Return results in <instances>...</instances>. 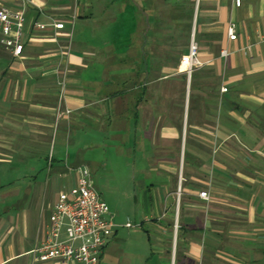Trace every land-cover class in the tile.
<instances>
[{
	"label": "crops",
	"instance_id": "crops-1",
	"mask_svg": "<svg viewBox=\"0 0 264 264\" xmlns=\"http://www.w3.org/2000/svg\"><path fill=\"white\" fill-rule=\"evenodd\" d=\"M33 1L23 55L0 45V264H63L33 251L84 164L116 224L99 264H264V0Z\"/></svg>",
	"mask_w": 264,
	"mask_h": 264
},
{
	"label": "built area",
	"instance_id": "built-area-1",
	"mask_svg": "<svg viewBox=\"0 0 264 264\" xmlns=\"http://www.w3.org/2000/svg\"><path fill=\"white\" fill-rule=\"evenodd\" d=\"M241 6L242 0H235ZM33 0H0V45L14 56L21 57L25 49L24 32L27 12ZM49 22L37 21L35 27L40 30L52 29L54 38L59 41L61 31L66 29L62 21L49 17ZM228 37H238L236 24L228 25ZM67 47H71L72 36H67ZM229 55L228 49L222 50V56ZM203 65L199 59V42L193 34L189 51L181 59V69L191 77ZM64 95L65 82H60ZM223 91H227L223 87ZM72 109L64 106L63 98L57 109V118L70 115ZM77 183L70 191L60 194L50 215L47 235L44 241L33 251L35 261L59 260L63 264L77 261L81 264H99L101 257L114 234V223L108 203L95 188L93 175L88 165L77 169ZM200 196L209 199V192L202 191ZM127 227H135L131 222Z\"/></svg>",
	"mask_w": 264,
	"mask_h": 264
},
{
	"label": "rangeland",
	"instance_id": "rangeland-1",
	"mask_svg": "<svg viewBox=\"0 0 264 264\" xmlns=\"http://www.w3.org/2000/svg\"><path fill=\"white\" fill-rule=\"evenodd\" d=\"M53 148H54V146L52 147V150H53ZM84 165H87V164H84ZM90 167V166H89ZM91 169V168H90ZM91 171H92V169H91ZM93 172V171H92ZM92 175H93V178L95 177V183H96V186H97V188H98V190L100 191V187L98 186L101 182V178H100V175H97V176H94V174L92 173ZM102 195V194H101ZM103 196V195H102ZM104 198V197H103ZM109 217H113L112 216V213H110V215H109ZM114 221V220H113ZM128 222H131V221H128ZM134 222V221H133ZM132 223V222H131ZM132 224H134V223H132Z\"/></svg>",
	"mask_w": 264,
	"mask_h": 264
}]
</instances>
